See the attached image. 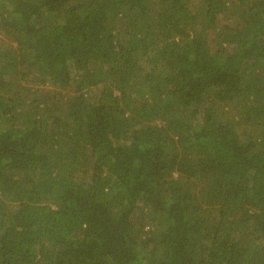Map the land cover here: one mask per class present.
Here are the masks:
<instances>
[{"label":"trees","instance_id":"trees-1","mask_svg":"<svg viewBox=\"0 0 264 264\" xmlns=\"http://www.w3.org/2000/svg\"><path fill=\"white\" fill-rule=\"evenodd\" d=\"M0 264H264V0H0Z\"/></svg>","mask_w":264,"mask_h":264},{"label":"rangeland","instance_id":"rangeland-1","mask_svg":"<svg viewBox=\"0 0 264 264\" xmlns=\"http://www.w3.org/2000/svg\"><path fill=\"white\" fill-rule=\"evenodd\" d=\"M137 217H138V213H135L134 219L136 220Z\"/></svg>","mask_w":264,"mask_h":264}]
</instances>
